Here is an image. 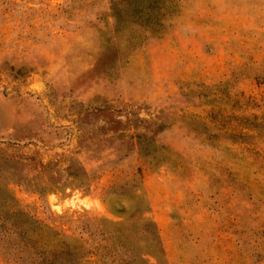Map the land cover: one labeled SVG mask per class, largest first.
Returning a JSON list of instances; mask_svg holds the SVG:
<instances>
[{
    "label": "rangeland",
    "instance_id": "1",
    "mask_svg": "<svg viewBox=\"0 0 264 264\" xmlns=\"http://www.w3.org/2000/svg\"><path fill=\"white\" fill-rule=\"evenodd\" d=\"M0 190L141 210L152 264H264V0H0Z\"/></svg>",
    "mask_w": 264,
    "mask_h": 264
},
{
    "label": "trees",
    "instance_id": "2",
    "mask_svg": "<svg viewBox=\"0 0 264 264\" xmlns=\"http://www.w3.org/2000/svg\"><path fill=\"white\" fill-rule=\"evenodd\" d=\"M69 179L67 185L82 190H89L93 182L85 169L79 176L70 172ZM50 189L41 188L39 192L54 191ZM113 213L122 220L113 221L89 214H52L49 221H42L21 206L8 190H0V262L152 264L150 259L156 257L154 248L157 243L150 237L151 223L145 220L144 213L141 210L129 215ZM136 228L141 229L140 235H136Z\"/></svg>",
    "mask_w": 264,
    "mask_h": 264
}]
</instances>
